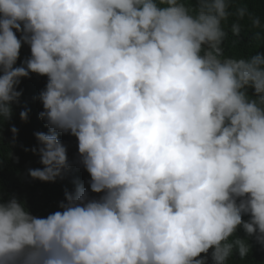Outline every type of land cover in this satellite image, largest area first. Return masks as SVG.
Segmentation results:
<instances>
[{
	"label": "clouds",
	"instance_id": "clouds-1",
	"mask_svg": "<svg viewBox=\"0 0 264 264\" xmlns=\"http://www.w3.org/2000/svg\"><path fill=\"white\" fill-rule=\"evenodd\" d=\"M245 26L264 44V16L243 0H0V123L21 78L46 76L49 133L32 149L44 167L29 175L61 176L70 132L103 193L77 185L47 217L0 201V264H207L210 249L225 264L249 254L242 237L264 248V53L224 47Z\"/></svg>",
	"mask_w": 264,
	"mask_h": 264
},
{
	"label": "trees",
	"instance_id": "trees-1",
	"mask_svg": "<svg viewBox=\"0 0 264 264\" xmlns=\"http://www.w3.org/2000/svg\"><path fill=\"white\" fill-rule=\"evenodd\" d=\"M196 0H189L194 5ZM249 7V10L256 15L264 16V0H243ZM232 21H229V24ZM247 25V22H244ZM17 37L22 36L21 32L16 33ZM254 30L245 26L239 36H234L229 30L228 38L224 42L225 54L229 57L239 56L247 57L256 52L264 53V44L256 46L252 43ZM239 43H233V41ZM30 46L22 42L19 59L16 62L17 67L30 58ZM47 77L36 73H30L29 77L21 78L17 87L18 91L22 90L19 104L13 105V115L11 120L0 123V138H6L10 141L4 142L0 139V201L15 197L19 201L25 203L29 212L37 217H47V215L56 211H62L59 205L65 201V192L75 193L77 185H82L88 193L90 199H99L103 193H94L90 188L91 177L82 164V157L78 152V140L70 132L58 134V138L66 147L68 159V168L65 169L61 176L55 181H41L34 179L29 175V169L43 168L40 163V155L32 151L33 148L40 146L36 136V132L49 133V127L40 118V113L44 111L42 102L39 100V94L43 91L47 84ZM249 96H252V90L249 89ZM28 109L32 116L25 124L17 113ZM37 114V118H35ZM17 115V116H16ZM15 126L18 133L15 138L11 132V128ZM25 127H29V143L25 137ZM31 130V135H30ZM17 139L18 143L23 144L22 149L19 144L12 145L11 140ZM26 146L28 147L26 150ZM242 219L247 221L249 215H243ZM245 239L250 245L249 254L243 259L237 252L225 262V264H256L253 258L264 253V248L257 243L255 237L252 238L251 244L247 238ZM211 249L207 255V264H213L211 259ZM205 256V254H201ZM264 263V261L262 262Z\"/></svg>",
	"mask_w": 264,
	"mask_h": 264
}]
</instances>
